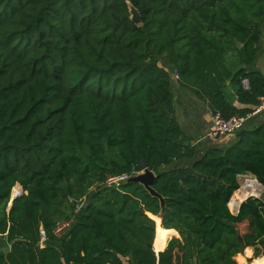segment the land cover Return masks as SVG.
<instances>
[{"label":"trees","instance_id":"16d2710c","mask_svg":"<svg viewBox=\"0 0 264 264\" xmlns=\"http://www.w3.org/2000/svg\"><path fill=\"white\" fill-rule=\"evenodd\" d=\"M263 16L264 0H0V264H243L239 236L264 264V119L198 154L173 92L250 113ZM144 169L162 212L143 185L106 183ZM242 174L263 190L232 212Z\"/></svg>","mask_w":264,"mask_h":264},{"label":"crops","instance_id":"0c3cea01","mask_svg":"<svg viewBox=\"0 0 264 264\" xmlns=\"http://www.w3.org/2000/svg\"><path fill=\"white\" fill-rule=\"evenodd\" d=\"M239 61L240 60L236 55H227L228 65L232 62L234 68H239L241 66ZM242 66L246 69L251 67L250 65ZM253 66L264 75V16L261 23L259 40L256 45V54ZM173 92L175 102V119L182 130L191 138V142L197 146L198 154H201L208 147L217 146L220 148H226L235 142V135H225L217 138H212L209 135L212 129L213 112L203 100L195 95L194 92L178 84H175ZM226 97L234 106L238 108L244 106L238 102L234 89L230 85L227 86ZM263 119L264 112L252 114L247 117L243 129L254 128L255 126L261 124ZM187 164L188 161L186 160H180L174 163V165L178 166H185ZM251 176L254 177L253 175ZM247 194L248 192H243L241 189L236 190L231 200L233 199V201L239 204V202L244 200ZM230 202L228 203V206L230 205ZM159 221L157 220V222ZM163 231L165 230L159 223V233ZM169 236L171 235L168 234V237Z\"/></svg>","mask_w":264,"mask_h":264},{"label":"built area","instance_id":"2783aa9c","mask_svg":"<svg viewBox=\"0 0 264 264\" xmlns=\"http://www.w3.org/2000/svg\"><path fill=\"white\" fill-rule=\"evenodd\" d=\"M172 73H173V76L175 78H177L176 71L174 70ZM241 82L245 88L248 87V80L246 78H243ZM262 112H264V97L261 98L259 103L252 109V111L246 115H236L235 114V115H231L229 117H224L219 112H214L213 116H212V129H211L209 135L212 138H217V137L225 136V135H233L236 132H238L244 126V123H245L247 117H249L252 114H257V113H262ZM143 171L136 172V173L131 174V175L123 173L120 175L109 176V177H107L106 183H107V185H118L119 183L126 181L129 177L136 175V174H139V173H142ZM242 175H244V174H242ZM245 175L252 177L251 174H245ZM253 182L259 184L257 182V180L253 177V178H250L248 184L241 186L243 189L246 190L245 191L246 193L248 192V194L245 196V198L248 196L258 197L252 191H249V190H251ZM14 192H15V194H14ZM20 193H21V189L18 187L13 191V195H17ZM83 203H84V200L79 199L78 203H77V207H80ZM239 204H240V202H239ZM239 204L236 205L235 212H236ZM68 224H69V222L61 223L58 226L57 231H60L62 228H64ZM40 235H41V240H43L44 239V231L43 230H41Z\"/></svg>","mask_w":264,"mask_h":264},{"label":"water","instance_id":"95a60500","mask_svg":"<svg viewBox=\"0 0 264 264\" xmlns=\"http://www.w3.org/2000/svg\"><path fill=\"white\" fill-rule=\"evenodd\" d=\"M129 9H130V14H131V19L135 22V23H139L140 22V15L138 13V11L132 7L131 5H129ZM171 72H173V68L170 67ZM155 177V174L153 171L149 170V169H145L142 173L133 175L131 177H129L127 179V182L129 183H134V184H141L143 185L152 195L159 197L160 199V205H161V212L163 211L162 206H163V199L151 188V183L153 181ZM94 190H91L87 196V201L90 202L91 201V197L93 194ZM14 198V195L13 197ZM245 199V198H244ZM238 245H239V254L240 255H244L245 256V261L247 262V264L250 263V261L252 260L251 256H246V250L247 247L245 246L243 239L241 236H239L238 238ZM5 250L0 248V255L4 254Z\"/></svg>","mask_w":264,"mask_h":264},{"label":"rangeland","instance_id":"374dc122","mask_svg":"<svg viewBox=\"0 0 264 264\" xmlns=\"http://www.w3.org/2000/svg\"><path fill=\"white\" fill-rule=\"evenodd\" d=\"M250 178H253V177H250V176H247V175H242V176H240V177H238V179H239V183H240V186H239V188L237 189V190H239V189H241L243 192H245L246 190L245 189H243L241 186H243V185H245V184H248L249 183V180H250ZM16 189V188H15ZM14 189V190H15ZM13 190V191H14ZM262 190H263V188H262V186L260 185V184H257V183H252V187H251V190H249V191H252L254 194H256V196H260L261 195V193H262ZM14 194H15V192H14ZM234 194V193H233ZM233 196V195H232ZM232 196H231V198H232ZM231 200V199H230ZM236 200V199H235ZM230 202V201H229ZM236 205H237V203H234L233 205H229V209L232 211V212H235V208H236ZM247 229V224L246 223H244V224H242V225H240L239 226V230H240V232H243V231H245ZM165 230V233H167V234H169V235H172V234H174L175 232L174 231H172V230H166V229H164ZM2 249V248H1ZM248 249H250V248H248L247 247V250ZM246 250V251H247ZM239 255V254H238ZM237 255V256H238ZM252 255V253L251 254H248L247 256H251ZM237 256H236V260H237ZM238 257H240V256H238ZM238 262H240L239 260H237ZM240 263H243V264H246V261L244 260L243 262H240Z\"/></svg>","mask_w":264,"mask_h":264},{"label":"bare ground","instance_id":"6f19581e","mask_svg":"<svg viewBox=\"0 0 264 264\" xmlns=\"http://www.w3.org/2000/svg\"><path fill=\"white\" fill-rule=\"evenodd\" d=\"M248 255V253L246 252V256ZM240 258H241V260L242 261H244L245 260V256L244 255H240ZM247 263V262H246ZM249 264H251V263H249Z\"/></svg>","mask_w":264,"mask_h":264}]
</instances>
